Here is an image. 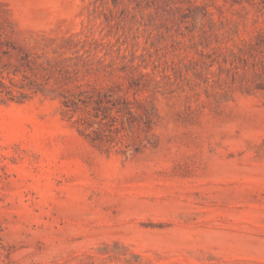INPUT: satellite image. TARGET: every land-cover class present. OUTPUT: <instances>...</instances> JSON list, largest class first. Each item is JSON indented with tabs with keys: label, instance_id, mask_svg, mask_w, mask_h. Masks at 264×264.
<instances>
[{
	"label": "rangeland",
	"instance_id": "obj_1",
	"mask_svg": "<svg viewBox=\"0 0 264 264\" xmlns=\"http://www.w3.org/2000/svg\"><path fill=\"white\" fill-rule=\"evenodd\" d=\"M0 264H264V0H0Z\"/></svg>",
	"mask_w": 264,
	"mask_h": 264
}]
</instances>
